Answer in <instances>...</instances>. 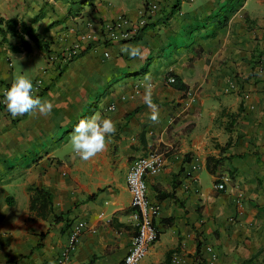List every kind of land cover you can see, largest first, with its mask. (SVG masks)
Listing matches in <instances>:
<instances>
[{
	"label": "crops",
	"instance_id": "crops-1",
	"mask_svg": "<svg viewBox=\"0 0 264 264\" xmlns=\"http://www.w3.org/2000/svg\"><path fill=\"white\" fill-rule=\"evenodd\" d=\"M145 1L0 0L1 17L37 35H24L28 48L0 36V98L22 74L45 81L39 98L53 105L17 117L0 105V264H58L76 221L86 227L61 264H120L135 233L126 173L153 150L165 157L145 176L159 236L138 264H264V0H147L157 11L137 36L47 61L78 32L137 20ZM129 45L146 58L130 59ZM146 75L158 124L142 100ZM173 75L186 90L166 83ZM95 113L117 131L82 162L71 133ZM32 186L50 193L44 216L30 209Z\"/></svg>",
	"mask_w": 264,
	"mask_h": 264
},
{
	"label": "built area",
	"instance_id": "built-area-1",
	"mask_svg": "<svg viewBox=\"0 0 264 264\" xmlns=\"http://www.w3.org/2000/svg\"><path fill=\"white\" fill-rule=\"evenodd\" d=\"M157 11V6L147 4L143 6L137 20H131L124 15H119L113 20L102 23L101 31L78 32L74 40L64 49L53 52L48 55L47 61L51 66L56 61L71 60L80 55L83 51L95 48L102 44L105 48L107 44L127 41L137 36L139 31L147 24L148 16L153 15ZM105 57H109L107 50L103 51ZM264 61V55H260ZM175 82L174 76H168L166 83L172 85ZM34 97H39L45 91L46 83L41 78L33 82ZM10 86H6L2 93ZM1 107L6 108L3 98H0ZM165 163L163 153L159 151H150L144 156L135 158L126 173V185L130 193L131 220L135 228V233L131 237L129 248L120 264H138L146 255L150 245H152L159 236V231L154 224V219L159 213V206L151 203L147 197V185L145 181L146 175H154L161 171ZM217 189H223L224 183L219 182L215 185ZM84 221L74 222L69 230L68 239L65 247L60 253L57 263L61 264L67 260L69 255L75 250L78 239L82 231L85 229ZM206 251L210 254L211 261L216 258V252L213 247L207 246ZM177 259H174L176 261Z\"/></svg>",
	"mask_w": 264,
	"mask_h": 264
},
{
	"label": "clouds",
	"instance_id": "clouds-1",
	"mask_svg": "<svg viewBox=\"0 0 264 264\" xmlns=\"http://www.w3.org/2000/svg\"><path fill=\"white\" fill-rule=\"evenodd\" d=\"M122 51L130 59L146 58L140 46H125L122 48ZM142 86L144 89L142 100L150 110L148 119L152 124H158L160 122V115L158 105L153 102L155 85L152 82V78L146 75ZM32 93L33 83L29 78H26L22 74L14 78L11 86L2 93L6 109L12 117L34 115L37 113L42 116L50 115L53 105L47 100L34 97ZM116 131V124L113 120L104 118L99 113L81 119L74 127L70 137L73 158L79 159L82 162L94 159L98 154L105 151L107 139L115 135Z\"/></svg>",
	"mask_w": 264,
	"mask_h": 264
},
{
	"label": "trees",
	"instance_id": "trees-1",
	"mask_svg": "<svg viewBox=\"0 0 264 264\" xmlns=\"http://www.w3.org/2000/svg\"><path fill=\"white\" fill-rule=\"evenodd\" d=\"M148 1L146 0L143 4L144 7H147ZM17 20L13 18H3L0 16V36L1 40H4L7 35L11 37H17L23 45L28 48L29 45L24 37L27 35L34 40H37V35L33 33V31L24 24H20L17 28ZM41 46L48 51V47L45 43H41ZM174 76V75H173ZM175 82L172 84L175 88L186 90L187 87L184 85L180 79L176 76ZM29 190L32 192V196L30 199V209L35 210L40 216H44L51 210V196L50 193L44 189L38 188L36 186L29 187ZM56 220L60 218V216L55 217Z\"/></svg>",
	"mask_w": 264,
	"mask_h": 264
}]
</instances>
